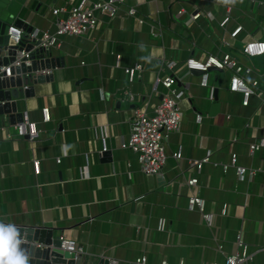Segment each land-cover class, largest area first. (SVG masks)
Returning <instances> with one entry per match:
<instances>
[{
  "label": "crops",
  "instance_id": "obj_1",
  "mask_svg": "<svg viewBox=\"0 0 264 264\" xmlns=\"http://www.w3.org/2000/svg\"><path fill=\"white\" fill-rule=\"evenodd\" d=\"M77 2L25 0L17 18L40 35L53 28L52 7ZM131 5L135 16L126 13ZM236 26L241 30L231 37ZM250 40L264 41V0H125L115 16L99 15L85 35L61 36L51 51L62 58L52 78L36 82L30 74L23 82L32 93L21 89L15 96L17 112L35 124L38 136L19 137L8 115H0V222L52 227L55 236L83 247L81 264H139L141 256L145 264H224L225 255L237 251L239 233L250 264H264V145L249 152L251 143L264 140V100L257 95H264V54L243 53ZM226 51L251 66L248 78L258 80L248 106L228 89L226 71L212 68L201 86V72L186 68L188 58ZM135 64L141 69L126 74ZM165 75L184 90L182 120L166 142L162 174H146L121 143L134 108L146 104L152 111L160 101ZM178 149L180 159L172 156ZM208 151L210 161L197 171L190 161ZM232 153L235 165L247 169L242 177L234 166L222 168ZM190 178L196 186L186 183ZM191 195L203 199L211 225L188 208Z\"/></svg>",
  "mask_w": 264,
  "mask_h": 264
},
{
  "label": "built area",
  "instance_id": "obj_2",
  "mask_svg": "<svg viewBox=\"0 0 264 264\" xmlns=\"http://www.w3.org/2000/svg\"><path fill=\"white\" fill-rule=\"evenodd\" d=\"M125 0H78L77 3L72 4L70 7H52L51 12L54 16L52 30H44L40 35L30 34V38L36 37L40 40V44L45 47H55L60 43V37L63 35H85L90 29H93L99 21V15H107L108 17L115 16L120 9L121 4ZM179 10L178 13H181ZM130 16L136 15L135 6H129L126 12ZM199 12H196L191 16L192 19L199 17ZM229 19V16L223 18L220 22L224 26ZM142 23L143 20L140 19ZM241 26H236L229 32L231 37H236ZM159 34V33H158ZM9 42L11 45H17L23 36V31L19 27L10 26L8 30ZM241 51L248 56H257L264 54V41L262 40H250L243 44ZM21 63L25 66H30L31 59L29 51H18L13 60L7 65L0 66V72L5 71L6 76H10V67L19 66ZM175 62H168L167 67L171 69L175 66ZM187 70H199L200 85H207V72L210 67L215 69L224 70L229 74L228 89L232 92H240L242 94L241 104L243 106L249 105V98L252 94H257L256 87L258 86V80L249 79L248 74L251 73L252 67L242 64L235 56L229 51L222 53L221 56L210 54L205 60H197L195 58H188L185 61ZM134 69H141L140 64H135L134 67H125L124 71L130 76ZM51 69L36 70L31 73L32 77L37 74H49ZM25 75V76H24ZM23 77H28L30 74H24ZM34 78V77H33ZM159 82L163 88L161 92L160 101L152 108V111L147 109V105L138 106L134 108L132 115L129 118V134L126 140L121 143V147L129 149L135 156V159L139 165L140 170L146 174L161 175L167 157L166 142L169 135L172 132L178 131L182 120V111L179 106V102L184 96V90L175 85L174 77L171 75H165L159 79ZM28 84L23 83L21 89H27ZM155 93L157 92L154 88ZM260 100H264L262 92L257 94ZM128 99L133 100V95L129 92ZM43 120H49L48 109L43 108ZM199 119V116L197 117ZM4 127L2 126L1 129ZM13 128L19 137H27L28 139H34L38 136L39 130L30 122L25 116L21 121L13 123ZM7 138H11L12 135L6 133ZM264 145V140L259 142H253L249 146V152L253 153ZM106 150L103 146L100 150V154ZM211 152L198 159L190 161V165L197 171L200 170L203 163L210 161ZM172 156L176 159L182 157L181 150L172 153ZM236 153L231 154L230 163L222 164L223 170H226L228 166H234L237 176L242 177L247 171L246 167L241 165H235ZM59 161V159L57 160ZM38 160H34V170H38ZM253 173V170L250 171ZM189 186H196L197 179L190 178L186 182ZM188 208L197 209L202 212V217L207 225L212 224L213 214L203 212V199L198 195H191L188 198ZM225 208L222 209L224 213ZM162 227V223H159L158 228ZM237 251L231 254L225 255L224 264H250L252 261V254L241 252L240 248L245 247V243L242 234L239 233L236 237ZM61 248L73 251L76 254L83 252V247L76 241L68 238L61 237ZM222 244L217 245V249L222 251ZM136 263L145 264V256L137 258ZM158 264H168L167 260H160ZM212 264H217L213 262Z\"/></svg>",
  "mask_w": 264,
  "mask_h": 264
},
{
  "label": "water",
  "instance_id": "obj_3",
  "mask_svg": "<svg viewBox=\"0 0 264 264\" xmlns=\"http://www.w3.org/2000/svg\"><path fill=\"white\" fill-rule=\"evenodd\" d=\"M25 0H0V66L7 65L13 60L18 51H29L30 66L21 63L11 66L12 76L0 72V115L7 114L13 124L23 119L24 113L17 112V92L21 91L24 74H31L36 70L53 69L62 63L61 57L51 56L52 47L40 44L36 37L29 39L32 28L17 15ZM19 27L24 32L22 40L17 45L9 42L8 30L10 26ZM213 67L208 69L211 70ZM215 69V68H213ZM201 72V71H200ZM36 82H43L52 78V74H37L33 76ZM32 86L23 90V95L32 93ZM217 90H214L216 98ZM105 152H103V155ZM3 223L13 226L18 232L17 239L21 240L18 246L27 257V264H81L82 254L61 248V236L54 235V229L49 226H26L22 224ZM98 264H109L108 259H101Z\"/></svg>",
  "mask_w": 264,
  "mask_h": 264
},
{
  "label": "clouds",
  "instance_id": "obj_4",
  "mask_svg": "<svg viewBox=\"0 0 264 264\" xmlns=\"http://www.w3.org/2000/svg\"><path fill=\"white\" fill-rule=\"evenodd\" d=\"M234 3L235 0H224ZM18 232L13 226L0 223V264H27L28 257L19 250L21 240L17 239Z\"/></svg>",
  "mask_w": 264,
  "mask_h": 264
}]
</instances>
